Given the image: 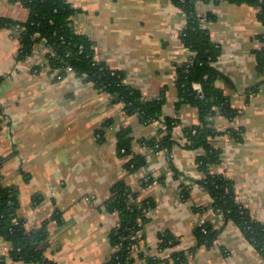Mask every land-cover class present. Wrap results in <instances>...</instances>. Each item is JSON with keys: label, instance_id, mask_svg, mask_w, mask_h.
<instances>
[{"label": "crops", "instance_id": "1", "mask_svg": "<svg viewBox=\"0 0 264 264\" xmlns=\"http://www.w3.org/2000/svg\"><path fill=\"white\" fill-rule=\"evenodd\" d=\"M69 1L76 9L71 25L91 40L95 58L121 71L144 100L163 102L160 115L144 122L83 77L55 79L43 41L19 59V24L0 27L1 184L16 192V216L24 227L46 234L43 263L109 259V235L119 216L108 200L121 182L138 200L153 202L139 236L141 248L160 257L159 264H176L173 255L179 252L185 264H264L240 227L212 209L196 160L203 151L185 146L184 129L199 118L195 106L179 103L176 84L179 67L192 53L181 40L183 13L173 0ZM197 9L201 16L213 15L206 27L220 47L215 67L227 81L217 85L234 110L231 117L212 118L217 134L211 145L219 160L209 171L231 180L235 201L264 222V70L256 59L264 25L257 6L248 2L200 1ZM0 17L24 22L28 10L18 0H0ZM167 118L173 120L171 147L146 143L167 134ZM127 128L131 153L145 159L135 172L124 167L132 155L116 149L117 132ZM200 218L217 232L210 246L197 245ZM164 233L172 239L161 250L157 243ZM10 248L0 237V259L23 264L11 259Z\"/></svg>", "mask_w": 264, "mask_h": 264}, {"label": "trees", "instance_id": "2", "mask_svg": "<svg viewBox=\"0 0 264 264\" xmlns=\"http://www.w3.org/2000/svg\"><path fill=\"white\" fill-rule=\"evenodd\" d=\"M18 1L28 10V18L24 22H16L0 17V27L12 28L19 24V59L29 56L34 46L43 41L48 47L45 53L47 64L51 70H57V74L61 77L69 74L66 71L69 66L72 68L70 74L92 82L94 87L108 93L114 103L122 105L127 113L136 114L144 122L160 115L162 100H144L135 88L124 81V74L121 71L112 70L95 58L91 40L84 34L77 33L71 25L76 9L71 6L69 0ZM200 1L254 4L258 8L257 16L264 25V0H173L185 17V25L181 33L182 43L194 54L187 68L185 63L179 67L176 81L179 103L195 106L199 118L196 125L184 129L185 146L201 148L203 151L196 160L199 170L204 173L200 182L212 198V209L221 211L226 219L234 221L244 236L264 255V222L252 219L247 210L235 201L234 185L231 180L209 171L210 166L219 160L218 149L211 145L212 137L217 134L212 118L217 113L231 117L234 110L227 94L217 85L220 79L225 80L215 67V62L220 55V47L211 40L209 29L200 23V14L197 9ZM204 17L206 21L213 19V15L210 14H205ZM259 39L264 43V34L260 35ZM256 59L259 71H263L264 45L256 52ZM193 81L201 83L203 96L196 95L191 86ZM2 121L3 117H0V124ZM172 127L173 120L167 118V134L146 143L156 146L157 149L171 147ZM129 133L128 128L117 132L116 149L119 155H132L131 159L124 163V167L130 172H135L144 165L145 159L143 156L131 153L132 138ZM2 160L3 157L0 155V169ZM182 195L186 196L185 193ZM137 198L136 193L121 182L113 187L108 207L118 213L119 224L109 237L111 245L119 246V248L111 253L104 264H159L161 262L160 257L146 254L140 246L139 234L146 221V212L153 207V202L151 199L138 200ZM16 208V192L2 186L0 170V237L10 245L9 256L15 262L44 264L40 245L46 239V234L41 230H27L23 220L17 218ZM13 218H17L16 224L12 222ZM216 233L206 222L197 225L194 229L197 245L210 246ZM171 239L168 233L160 235L158 249L167 248ZM134 244H137L136 250L133 249ZM173 257L176 264H185L182 252L174 254ZM0 264L7 263L4 259H0Z\"/></svg>", "mask_w": 264, "mask_h": 264}, {"label": "built area", "instance_id": "3", "mask_svg": "<svg viewBox=\"0 0 264 264\" xmlns=\"http://www.w3.org/2000/svg\"><path fill=\"white\" fill-rule=\"evenodd\" d=\"M200 14V13H199ZM183 15H184V13H183ZM206 19H205V17L204 16H201L200 15V23H201V25H203V26H206ZM46 47V50L45 51H47V46H45ZM193 52L191 53V57L185 62V64H186V68L190 65V63L192 62V58H193ZM49 67V66H48ZM50 68V67H49ZM51 70V69H50ZM52 71V73H53V75H54V77H55V79H61V78H63V77H61L60 75H58L57 73H58V71L56 70V71H54V70H51ZM66 71L67 72H69V74L72 72V68L71 67H69V66H67V68H66ZM65 77V76H64ZM191 86H192V88L195 90V92H196V95H198V96H203V90H202V85H201V83L200 82H195V81H193L192 82V84H191ZM122 106V105H121ZM122 108H123V106H122ZM0 117H3V115L1 114L0 115ZM154 120V119H153ZM217 212H220V213H222L221 211H219V210H217ZM12 222L13 223H17L18 222V220H17V218H13L12 219ZM204 222H205V220L203 219V218H200L199 219V221H198V225H202V224H204ZM119 248V246H116V247H114V250H116V249H118ZM133 249L134 250H136L137 249V244H134V246H133ZM162 256H164L163 254H161ZM16 263H21V262H16Z\"/></svg>", "mask_w": 264, "mask_h": 264}]
</instances>
